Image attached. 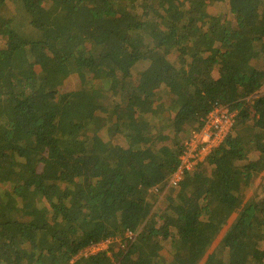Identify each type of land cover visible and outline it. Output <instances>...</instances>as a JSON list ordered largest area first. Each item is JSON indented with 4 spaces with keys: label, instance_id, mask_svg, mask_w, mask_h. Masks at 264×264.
<instances>
[{
    "label": "trees",
    "instance_id": "obj_1",
    "mask_svg": "<svg viewBox=\"0 0 264 264\" xmlns=\"http://www.w3.org/2000/svg\"><path fill=\"white\" fill-rule=\"evenodd\" d=\"M263 86L264 0H0V264H264Z\"/></svg>",
    "mask_w": 264,
    "mask_h": 264
},
{
    "label": "built area",
    "instance_id": "obj_2",
    "mask_svg": "<svg viewBox=\"0 0 264 264\" xmlns=\"http://www.w3.org/2000/svg\"><path fill=\"white\" fill-rule=\"evenodd\" d=\"M219 109L215 110L212 112L209 117L207 118L206 122H210L213 120L214 114L217 113ZM235 113V114H234ZM228 115H223L222 119H216L215 122L211 123L209 126V129L206 131H203L202 133H208V139L202 145H198V148H202L201 150L199 149H193L185 152V154L182 155V158H186L188 162V155L196 152V157L193 159H189L190 164H187L186 162L184 163L183 168H179L177 173L173 176L171 180V184H177L180 181L181 178V173L183 170H192L199 162H201L206 156H208L214 148H217L220 146V144H223L228 135L230 134L232 127L235 123V115L236 112H231L228 110L227 112ZM233 114V118L230 116ZM225 123V124H224ZM211 127H213V132L211 133ZM201 130V129H199ZM210 130V131H209ZM195 134V133H194ZM199 150V151H198ZM106 249V242H99L94 245L88 246L83 252L82 255L88 257L92 254H95L97 252L103 251Z\"/></svg>",
    "mask_w": 264,
    "mask_h": 264
},
{
    "label": "rangeland",
    "instance_id": "obj_3",
    "mask_svg": "<svg viewBox=\"0 0 264 264\" xmlns=\"http://www.w3.org/2000/svg\"><path fill=\"white\" fill-rule=\"evenodd\" d=\"M259 92H264V86L259 90ZM227 112H228L227 109H219V111L214 114V117H213V120L212 121L206 122L205 125L201 128V130H196L194 132L195 134H193L192 140L189 143V150H193V149L194 150L195 149L201 150L202 148H198V145H202V143H204L208 139V133H204L203 134L202 132L208 130L209 129V126L211 125V123L212 122L214 123L216 119H220L221 120L223 115H228ZM230 116L233 118L234 115L231 114ZM212 132H213V127H211V133ZM252 140H255V136H254L253 133H251L249 136H247V141L245 143H243V157H245V156H248V157H251V158H256L257 157V153L258 152H257L255 146H253V144L251 143ZM181 157H180V159H181ZM194 157H196V152L188 155V162H187L186 158H182V161L180 162L179 168L185 167L184 166V163L185 162L187 164H190L189 159H193ZM162 196H163V194H162ZM165 200L166 199H163V201L159 200L158 203H157V205L159 207H162L163 204H164V202H165ZM179 206L167 205V206L164 207V209H166V210H169L170 209L174 214H176V213H179V211H178L179 210ZM160 211L161 210H158V209L154 208V210L152 211V213L154 215H156ZM224 218L227 219V220H225V221L222 222L223 229L221 230V232L219 234V235H221V237H224L225 236L228 227L233 224V222L235 220V216H234V214H231L230 213V214H227ZM162 249H163V252L161 253V256L163 258V254L165 256H167V254H169V253L167 251H165L164 248H162ZM80 255H81V253H80Z\"/></svg>",
    "mask_w": 264,
    "mask_h": 264
},
{
    "label": "clouds",
    "instance_id": "obj_4",
    "mask_svg": "<svg viewBox=\"0 0 264 264\" xmlns=\"http://www.w3.org/2000/svg\"><path fill=\"white\" fill-rule=\"evenodd\" d=\"M194 169V168H193ZM191 171V170H190ZM80 256H82V253H81V255Z\"/></svg>",
    "mask_w": 264,
    "mask_h": 264
}]
</instances>
